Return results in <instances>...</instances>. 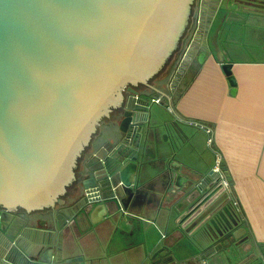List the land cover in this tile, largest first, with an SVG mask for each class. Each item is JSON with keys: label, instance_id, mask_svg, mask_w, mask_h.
Listing matches in <instances>:
<instances>
[{"label": "water", "instance_id": "obj_1", "mask_svg": "<svg viewBox=\"0 0 264 264\" xmlns=\"http://www.w3.org/2000/svg\"><path fill=\"white\" fill-rule=\"evenodd\" d=\"M192 1L0 0V264H83L82 257H66L62 245L51 254L52 261L45 260L44 242L27 234L32 231L29 218L18 227L9 212L54 205L97 126L118 105L122 89L148 86L178 47ZM237 1L264 9V0ZM201 2L198 31L170 81L172 93L217 9L204 18ZM127 90L138 94L132 87ZM154 101L128 99L119 127L118 159L105 154L100 158L104 175L94 174L106 188L95 199L87 197L66 219L84 207L88 218L124 215L138 192L139 177L147 172L148 132L143 124ZM170 170L172 181L181 179L180 170L172 165ZM194 173L182 176L188 203L177 223L194 222L189 231L198 238L211 230L236 234L240 221L229 208L218 201L204 210L203 196L222 188L218 176L213 171ZM94 184L91 180L84 186ZM75 248L69 246L67 252ZM172 264L183 263L173 258Z\"/></svg>", "mask_w": 264, "mask_h": 264}, {"label": "crops", "instance_id": "obj_2", "mask_svg": "<svg viewBox=\"0 0 264 264\" xmlns=\"http://www.w3.org/2000/svg\"><path fill=\"white\" fill-rule=\"evenodd\" d=\"M216 6L193 52L197 58L175 92L169 82L157 88L166 106L153 103L143 124L147 172L139 177L124 215L73 218L62 230L55 219L49 220L50 229L31 222L27 234L44 242L45 260L52 261L62 245L66 257H82L83 264H163L169 257L183 264H226L214 247L181 241L179 234H191L194 222L177 223L188 203L182 176L209 172L216 160L225 169L239 216L236 234H248L250 248L264 246V13L243 9L236 0H204V18ZM230 20L237 24L227 26ZM170 165L180 170V180H171ZM72 245L78 248L68 253Z\"/></svg>", "mask_w": 264, "mask_h": 264}, {"label": "flooded vegetation", "instance_id": "obj_3", "mask_svg": "<svg viewBox=\"0 0 264 264\" xmlns=\"http://www.w3.org/2000/svg\"><path fill=\"white\" fill-rule=\"evenodd\" d=\"M201 4L202 2L200 0L198 4V14L196 16L197 19L194 22L195 29L194 32L190 33V39L188 44H190L194 34L198 31L199 17L201 14ZM206 27L207 24L205 22V28L203 29L205 30ZM199 37L200 39L196 42V48L197 46L198 48H200L201 46L200 43L202 35H200ZM186 50L184 52V55L186 53ZM184 55L182 56L181 60H179V62L177 63V66L182 61ZM196 58L197 57L193 56L190 64L188 65L187 70L190 68L192 62L195 61ZM197 61L199 62L200 58L197 59ZM164 76V74H161L154 77L153 80L151 79V81L148 82V86H143L142 88L128 85L122 89L118 105L114 107L110 111L109 115L107 117H104L97 126L88 144L83 149L77 160L70 184L65 187L64 192L59 196V199L55 201L54 205L51 207L36 210L34 212H27L23 209H16L9 212L13 215V219L15 220V223L18 227H20L19 225L23 224V219L29 222V218L30 222H32L34 226L50 229L53 226L49 220L55 219L57 227H60V229L62 230L66 227V221H70L73 218L81 219L86 217V207H84L80 209L77 213H75V216L66 219V215H72L80 206V203L82 201H85L87 197H89L88 199H95L99 196V194L103 192V189L106 188L105 182L97 180L94 174L98 173V177L104 175V169H101L100 158L105 154L112 153L114 157L118 159V154L120 153V149L118 151V138L120 133L119 127L125 112L126 102L128 101V99L131 98V96H133V98H135L136 100L141 98L149 100L151 102L152 99H154V103L157 104L158 102H160L159 93H161V91H159L157 88H166L167 82H169L168 85L170 86V80L165 83L164 80H166V78ZM128 87L136 89L138 91V94H130V92H128L127 90ZM160 103L164 104V102L162 101ZM211 171L214 172L215 177L218 176V174L214 171V166ZM91 180H94L95 184L88 185L87 187H85V182L89 183ZM228 189L229 182L227 189L218 188L214 192H211V189H209V191L201 199L203 200V204L206 205L204 210H207L210 206L216 204L219 201V205L221 203L222 207L229 208L230 212L234 215V220L238 218L239 222V216L237 215L238 213L236 212L235 207L233 206L234 201H232L233 199L229 196ZM105 194L108 195L109 193ZM203 212L204 211H202L199 215H201ZM199 215H197V217ZM61 221H63V225ZM179 236L181 241H193L197 245L199 243H204L205 245L214 247L213 250L215 251V254L218 255L217 257L225 261L226 264H264V246H260L257 248H250V246H247L249 239L248 234H222L221 231L216 232L214 230H211V234H202L201 238H198L196 234H179ZM160 260L161 263L164 261L163 259ZM166 260L167 262L165 263H168V261H170V263L172 262V258L170 257ZM165 263L163 262V264Z\"/></svg>", "mask_w": 264, "mask_h": 264}, {"label": "rangeland", "instance_id": "obj_4", "mask_svg": "<svg viewBox=\"0 0 264 264\" xmlns=\"http://www.w3.org/2000/svg\"><path fill=\"white\" fill-rule=\"evenodd\" d=\"M199 1L200 0H193L192 1L193 7L190 9V14L188 16L187 25H186V27H184L183 33H181V35L178 37V47L176 49H172V51L170 53V56H169V58L166 59V62H164L163 67L155 75H153L149 79V82L151 81V79L153 80V78L156 77V76H158V75H161V74L170 75L171 70H172V74L170 75V77H169V79L167 81H169V80L171 81L172 80V78H173V76L175 74V71H176V69L179 66V65L177 66V63L179 62V60H181V58L184 55V52H185L187 46L189 45L188 44V42H189L188 37H189L190 33L194 32V29H195L194 22L197 19L196 16L198 14V4H199ZM236 2H237V4L243 6L242 7L243 9H246V10L252 9V10H256L255 12L264 13V9L255 8V7H252L249 4L242 5L237 0H236ZM243 9L240 10V13L241 14H245L246 13V11L243 10ZM235 24H237V22L230 20L228 22L227 26H231V25H235ZM233 28H235V31H238V28L237 27H233ZM137 87H139V88L141 87L142 88L143 86L137 85ZM159 88H162V87H159ZM153 108H156V110L159 111V109L157 107H153ZM161 139L163 141H166V134H162L161 135ZM154 237H155V234H153V238Z\"/></svg>", "mask_w": 264, "mask_h": 264}, {"label": "built area", "instance_id": "obj_5", "mask_svg": "<svg viewBox=\"0 0 264 264\" xmlns=\"http://www.w3.org/2000/svg\"><path fill=\"white\" fill-rule=\"evenodd\" d=\"M207 131L206 132L209 133V130H207ZM209 142H210V138L208 139V143ZM214 171H215V173L218 174V181L221 184V187L223 189H227L228 188V180H227L224 172L222 171V169L220 167V162L218 160H216V162H215Z\"/></svg>", "mask_w": 264, "mask_h": 264}, {"label": "trees", "instance_id": "obj_6", "mask_svg": "<svg viewBox=\"0 0 264 264\" xmlns=\"http://www.w3.org/2000/svg\"><path fill=\"white\" fill-rule=\"evenodd\" d=\"M189 38H190V35H189V37H188V40H189ZM172 74V70H171V73H170V75ZM170 75H165L164 77L166 78V80H164L165 81V83L167 82V80L169 79V77H170Z\"/></svg>", "mask_w": 264, "mask_h": 264}]
</instances>
